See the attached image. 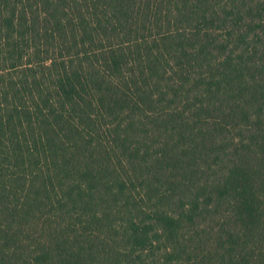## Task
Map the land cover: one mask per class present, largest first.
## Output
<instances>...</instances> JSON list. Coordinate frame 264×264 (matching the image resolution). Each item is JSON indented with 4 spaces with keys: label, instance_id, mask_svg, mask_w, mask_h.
Wrapping results in <instances>:
<instances>
[{
    "label": "trees",
    "instance_id": "trees-1",
    "mask_svg": "<svg viewBox=\"0 0 264 264\" xmlns=\"http://www.w3.org/2000/svg\"><path fill=\"white\" fill-rule=\"evenodd\" d=\"M0 264H264V0H0Z\"/></svg>",
    "mask_w": 264,
    "mask_h": 264
}]
</instances>
